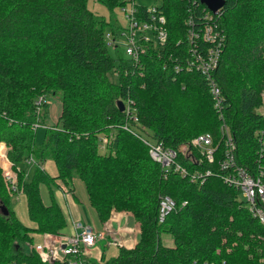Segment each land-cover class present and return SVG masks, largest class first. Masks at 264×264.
<instances>
[{
  "label": "trees",
  "instance_id": "trees-1",
  "mask_svg": "<svg viewBox=\"0 0 264 264\" xmlns=\"http://www.w3.org/2000/svg\"><path fill=\"white\" fill-rule=\"evenodd\" d=\"M86 1L0 0V141L34 221L25 224L16 216L0 167V205L8 209L7 214L0 209V264H50L37 256L34 233L58 236L66 218L52 189L48 202L41 192L51 184L71 191L74 176L85 182L101 222L128 213L139 230L134 244H119L118 254L103 264H190L195 259L264 264V225L251 215L238 189L217 174L203 183L174 171L164 175L141 137L122 126L128 115L118 100L130 101L138 117L130 119L134 127L175 148L187 167L214 165L190 159L199 153L187 147L198 133L220 135L221 120L205 79L184 67L191 45L186 20L199 24L206 5L200 0H152L165 15L167 40L162 48L145 43L135 64L124 49L118 50L120 25L88 8ZM99 1L111 9L128 0ZM138 6L145 17L146 3ZM214 17L224 34L215 77L225 96L224 119L236 142V160L253 167L259 158L264 165V113L257 110L264 88V0H224ZM112 69L116 80L108 77ZM55 94L59 115L37 142L32 123L45 124L48 101L42 111L35 101ZM103 135L109 139L102 147ZM30 156L39 163L53 158L56 174L33 165L25 176ZM164 193L177 206L159 222L158 198ZM162 231L171 234V244L161 241Z\"/></svg>",
  "mask_w": 264,
  "mask_h": 264
},
{
  "label": "built area",
  "instance_id": "built-area-1",
  "mask_svg": "<svg viewBox=\"0 0 264 264\" xmlns=\"http://www.w3.org/2000/svg\"><path fill=\"white\" fill-rule=\"evenodd\" d=\"M145 8V17L136 0H128L120 7L127 18L126 27L122 28L126 40L124 52L135 64L140 61L144 44L148 43L152 48H162L168 36L165 15L161 12L156 3H148ZM206 8L202 15V21L195 25L193 19L189 17L187 21V37L190 40L188 55L185 59L186 70L198 71L206 81L212 104L219 118L218 138L211 132H201L190 139L188 148H195L199 156L189 155L190 159L200 163L207 161L209 164L205 168L190 169L186 164L180 162L178 151L170 146L153 138L146 130L134 127L131 120L138 121V117L131 111L130 101L124 103L127 120L123 123V128L137 133L148 148L150 157L160 164L164 175L170 171L178 172L180 175H187L190 181L203 183L205 178L211 174H217L226 184L239 190L240 196L244 199L247 209L264 225V165L257 158L256 164L251 167L236 160V142L234 140L230 125L224 119L225 96L215 77V71L219 63V58L224 44V34L218 26L214 14L219 12ZM117 41V38H116ZM108 42L114 43L112 34H108ZM142 65V64H141ZM178 70L179 66H175ZM261 98H264V88L261 91ZM47 98L39 95L35 101L37 111H40ZM44 123L36 120L32 123L33 129ZM264 133V130H262ZM262 137V136H261ZM263 138V137H262ZM109 137H101L102 147L108 142ZM4 142L0 141V167L4 179L7 183L10 194L14 191L22 193V187L15 181L12 163L4 153ZM189 151V149H188ZM25 165H41L30 156ZM183 200L181 204H185ZM177 206L175 199L167 193L160 194L158 198L157 218L161 222ZM74 230L71 233H61L58 236H48L43 242L34 245L37 256L42 262L50 264H89V260L84 256L98 238L103 237V233L96 231L90 224L82 221L73 223ZM7 264H27L23 261L11 260ZM95 264H103L95 262ZM190 264H215L213 260H193ZM237 264H246L243 262ZM255 264V263H254Z\"/></svg>",
  "mask_w": 264,
  "mask_h": 264
},
{
  "label": "rangeland",
  "instance_id": "rangeland-1",
  "mask_svg": "<svg viewBox=\"0 0 264 264\" xmlns=\"http://www.w3.org/2000/svg\"><path fill=\"white\" fill-rule=\"evenodd\" d=\"M136 2H145L146 4H148V3H151L152 0H136ZM86 5L91 10L104 16L105 19L107 20H109L110 17H113L115 21L120 25V27L116 28L117 30L116 38H117V43L119 45L118 50L119 52L121 51L123 53L126 37L124 33L122 32V28L126 27L127 18L124 12L122 11L121 7L114 6L113 8L109 9L104 3L100 2L99 0H87ZM105 31H106V34L111 33V28L109 25L105 27ZM109 52L113 55L115 54L114 47H112L111 45H109ZM108 77L111 80L117 79V73L115 72L114 69L108 72ZM46 101L48 102L46 103L44 107L48 110V115H47L48 118L45 120V125L48 127H52L54 126L56 119L58 117V114L60 112V106H59L60 102L58 100V94L49 95ZM42 110H44L43 107L41 108L40 111ZM257 110L264 113V98L262 99V102L260 106L257 108ZM44 127L45 126L40 125L36 128L35 138L37 142H41L43 139ZM263 138H264V133H263ZM41 165L50 174H56L57 164L53 158L49 157V158L44 159ZM31 171H32V166L31 167L28 166L26 168L25 176H28L31 173ZM72 184H73V193L68 194L67 200L70 201V203L74 201V203H77V205L79 203L81 204V209L79 210L80 217L77 219H81V220L86 219L87 222L93 225V228L96 231H103L101 221L99 220L95 209L89 202L86 187H85V182L83 181V179L78 178L77 176H74ZM47 189H48V193L50 192V189H52V191L56 193V195L59 196V198H61V201L63 202L62 194L60 190H58L60 189L59 187L51 184V188H47ZM57 196L56 198H58ZM77 201H79V203ZM11 203H12V207L15 211L16 216L20 220H22L25 224H29V225L34 224V221L28 215L26 199L23 193L19 191H14V193L11 196ZM62 204H64V202ZM104 233H105V236H108L107 235L108 232L104 231ZM160 237H161V241L166 244H171L173 241L171 234L166 231H162L160 233ZM43 240H44L43 235L41 233L39 232L34 233V238H33L34 245L38 242H43ZM118 251H119V240L114 239V238L110 239L108 236V238L105 239V243L100 241L97 247H93V249L91 250L89 249L87 253H84V256L86 258L88 257L92 259L95 262L102 263L105 260L111 259L114 256H116L118 254ZM101 252L103 253L104 260H102L101 258Z\"/></svg>",
  "mask_w": 264,
  "mask_h": 264
},
{
  "label": "crops",
  "instance_id": "crops-1",
  "mask_svg": "<svg viewBox=\"0 0 264 264\" xmlns=\"http://www.w3.org/2000/svg\"><path fill=\"white\" fill-rule=\"evenodd\" d=\"M71 187L73 188V184ZM58 190H60V192L62 194V199H63L64 204H62L63 202L61 201V198H59V196H57L56 193H54L53 191L52 192L54 194L55 199L57 200V202L61 206L63 213L65 214L66 225L64 227L63 233H71L74 230L73 223L77 220H79V221L81 220V219H77L80 217L79 216V210L81 209V204L79 203V201H77L79 203L77 205V203H74V201H72V203H70V201L67 200L68 194L73 193V189L71 191H66L64 189H58ZM41 193H42L43 200H45L46 202L50 201V197H51L50 192L48 193V189L46 186H43V191ZM56 196L58 198H56ZM81 221L85 224H90L89 222H87L86 219L81 220ZM90 225L93 227L92 224H90ZM101 225L103 227V231H100V232L103 233V237L98 238L96 240V242L90 248L87 249V252L89 249L91 250V249H93V247H97V245H98V243H100V241L105 243V239L108 238V236L110 239L114 238V239L119 240V244H125L128 246H131L132 244H134V242L138 239L139 230L137 228L136 223L134 222L133 217L128 213H116L109 220L105 221L104 223L101 222ZM104 231L108 232V234H107L108 236H105ZM48 236H52V235L51 234H43V239L46 240ZM89 253H91V252H89ZM101 258H102V260H104V256H103L102 252H101ZM87 259L90 261H93L92 259H90L88 257H87ZM93 262H95V261H93Z\"/></svg>",
  "mask_w": 264,
  "mask_h": 264
},
{
  "label": "water",
  "instance_id": "water-1",
  "mask_svg": "<svg viewBox=\"0 0 264 264\" xmlns=\"http://www.w3.org/2000/svg\"><path fill=\"white\" fill-rule=\"evenodd\" d=\"M202 3H204L206 5L207 8H209L212 11L217 10L218 8H220L222 6V4L224 3V0H200ZM119 109L123 110L125 105L124 102L122 100H118L117 101ZM0 209L2 211L3 214H7L8 213V209L5 205L1 204L0 205Z\"/></svg>",
  "mask_w": 264,
  "mask_h": 264
}]
</instances>
